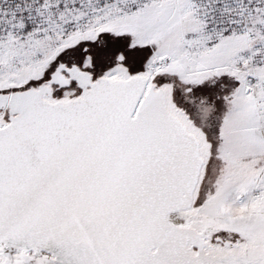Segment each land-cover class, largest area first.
Instances as JSON below:
<instances>
[{
	"label": "snow or ice",
	"instance_id": "snow-or-ice-1",
	"mask_svg": "<svg viewBox=\"0 0 264 264\" xmlns=\"http://www.w3.org/2000/svg\"><path fill=\"white\" fill-rule=\"evenodd\" d=\"M0 264H264V0H0Z\"/></svg>",
	"mask_w": 264,
	"mask_h": 264
}]
</instances>
